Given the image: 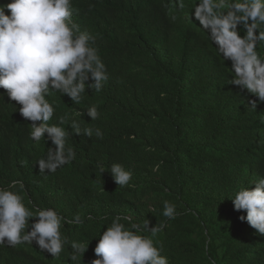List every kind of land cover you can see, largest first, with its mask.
I'll list each match as a JSON object with an SVG mask.
<instances>
[{
  "label": "trees",
  "instance_id": "trees-1",
  "mask_svg": "<svg viewBox=\"0 0 264 264\" xmlns=\"http://www.w3.org/2000/svg\"><path fill=\"white\" fill-rule=\"evenodd\" d=\"M72 5V21L92 37L108 79L100 92L86 89L79 104L56 92L46 97L55 109L49 123L67 117L61 126L77 155L44 174L36 162L51 141L30 137L32 122L0 88V187L23 181L30 210L53 208L83 223L63 224L69 243L59 256L35 244L0 246V264H91L99 235L117 215L126 225L164 223L152 239L168 264H264V235L238 219L246 213L234 211L229 199L264 176V101L251 108L257 98L231 83L230 62L188 19L193 0L183 7L178 0ZM257 50L264 57V42ZM92 105L99 117L85 113L82 120L78 113ZM73 120L92 128V137L76 135ZM116 163L131 171L128 185L112 178ZM164 201L176 205L174 220L162 215ZM75 241L89 244L73 259Z\"/></svg>",
  "mask_w": 264,
  "mask_h": 264
},
{
  "label": "clouds",
  "instance_id": "clouds-1",
  "mask_svg": "<svg viewBox=\"0 0 264 264\" xmlns=\"http://www.w3.org/2000/svg\"><path fill=\"white\" fill-rule=\"evenodd\" d=\"M178 3L184 6L183 0ZM72 14V0H10L0 4V88L17 102L22 117L32 122L30 137L51 141L46 155L36 162L40 174L45 170L55 173L77 155L67 145L70 133L61 126L67 117L49 123L55 109L46 97L56 92L79 104L86 89L100 92L108 79L92 37L73 23ZM188 19L198 22L217 53L230 62L231 83L257 98L249 100L255 109L257 101H264V57L257 50L264 42V0H193ZM85 113L91 121L100 115L95 105L78 113L82 120ZM71 128L76 135H93L92 128L81 129L76 120ZM95 134L102 137L98 128ZM109 171L119 186L128 185L132 178L131 171L119 163ZM253 184L254 188L242 187L229 199L234 211L246 213L238 219L264 235V176L249 185ZM24 191L20 180L11 182L8 188L0 187V246L35 244L41 252L59 256L69 243L61 232L63 224L83 221L79 216L67 220L53 208L30 210L21 195ZM162 215L174 220L178 215L176 205L164 201ZM124 219L115 216L99 235L93 249L98 258L91 264H168V258L161 255L163 245L157 246L152 239L165 224L150 226L146 218L142 224L126 225ZM87 247L71 242L73 259L84 254Z\"/></svg>",
  "mask_w": 264,
  "mask_h": 264
}]
</instances>
